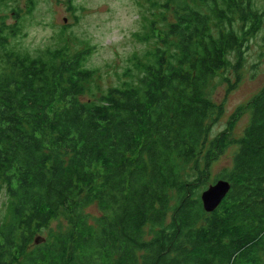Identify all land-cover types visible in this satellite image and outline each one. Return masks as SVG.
I'll return each mask as SVG.
<instances>
[{
	"label": "trees",
	"instance_id": "obj_1",
	"mask_svg": "<svg viewBox=\"0 0 264 264\" xmlns=\"http://www.w3.org/2000/svg\"><path fill=\"white\" fill-rule=\"evenodd\" d=\"M13 1L0 0L15 19L0 21V264H263L264 85L210 138L224 113L211 82L230 67L240 76L264 23L255 0H154L133 33L144 49L107 88L91 44L16 48ZM230 146L219 177L231 189L206 212L200 191Z\"/></svg>",
	"mask_w": 264,
	"mask_h": 264
},
{
	"label": "rangeland",
	"instance_id": "obj_2",
	"mask_svg": "<svg viewBox=\"0 0 264 264\" xmlns=\"http://www.w3.org/2000/svg\"><path fill=\"white\" fill-rule=\"evenodd\" d=\"M153 1L70 0L73 10L68 0H15L10 5L21 8L24 18L21 17L20 35L11 42L16 48L34 54L46 47H57L66 40L72 49L84 48L91 44L94 51L87 64L100 69L101 75L97 82L101 88H107L128 78L124 70L131 63L130 56L144 49V45L135 39L133 33L141 29V14L150 12L149 8H153L151 5ZM31 3L34 6L28 12ZM254 5L264 13V0H255ZM1 16L8 22L15 21L8 10L5 13L0 12V21ZM169 18H172V15ZM246 43L247 49L240 76L238 77L234 68L230 67L212 79L210 97L216 103L224 105V113L213 127L210 138L224 130L232 114L264 85V23L259 31L247 37ZM230 59L235 62L236 56L231 54ZM89 96L88 94L86 97ZM248 121V113H242L234 125L236 137L243 134ZM235 151L236 146H230L213 161L209 180L200 193L218 179H222L219 175L232 167ZM7 198L5 192L0 191V223L6 211ZM86 212L92 215L100 213L94 205L87 207ZM58 223L59 220H53L41 234L47 236L50 230L55 231ZM152 234L153 230L148 227L146 238H150Z\"/></svg>",
	"mask_w": 264,
	"mask_h": 264
},
{
	"label": "water",
	"instance_id": "obj_3",
	"mask_svg": "<svg viewBox=\"0 0 264 264\" xmlns=\"http://www.w3.org/2000/svg\"><path fill=\"white\" fill-rule=\"evenodd\" d=\"M230 189L231 183L227 179H218L215 183L209 185L200 195L203 209L206 212L214 211L229 193ZM45 240V236L38 234L35 237L34 243L40 244L45 242Z\"/></svg>",
	"mask_w": 264,
	"mask_h": 264
}]
</instances>
